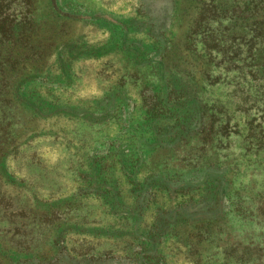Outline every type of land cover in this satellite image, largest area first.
<instances>
[{"label":"rangeland","instance_id":"obj_1","mask_svg":"<svg viewBox=\"0 0 264 264\" xmlns=\"http://www.w3.org/2000/svg\"><path fill=\"white\" fill-rule=\"evenodd\" d=\"M257 5L0 0L1 259L264 264Z\"/></svg>","mask_w":264,"mask_h":264},{"label":"trees","instance_id":"obj_2","mask_svg":"<svg viewBox=\"0 0 264 264\" xmlns=\"http://www.w3.org/2000/svg\"><path fill=\"white\" fill-rule=\"evenodd\" d=\"M254 9L264 10V5H257V6L254 7ZM262 13H264V11ZM196 33H197V29L194 28V26H193V28L189 31V36L191 38H193ZM163 44H165V42H163ZM151 92H152L151 88H144L143 91H142L141 95H143V97H144V99L146 100L147 103H148V94H150ZM66 110H68V109H66ZM221 180H222L221 184L223 186L224 178H222ZM167 184L170 186L169 182H167ZM182 185L183 186H185V185L197 186V183H194V182L193 183H182ZM182 212H183V210L181 209V213H178V214H183ZM191 212L195 213V212H198V210L196 211L195 209H192ZM199 214H202V215H199ZM208 214H210V213H208ZM198 216H203V213H198ZM0 264H13V259H9V261H3L1 259V257H0Z\"/></svg>","mask_w":264,"mask_h":264},{"label":"crops","instance_id":"obj_3","mask_svg":"<svg viewBox=\"0 0 264 264\" xmlns=\"http://www.w3.org/2000/svg\"><path fill=\"white\" fill-rule=\"evenodd\" d=\"M144 25H146L147 26V23H145ZM163 39L164 38H160V39H158L162 44H163ZM150 60V59H149ZM127 100H129V99H127ZM111 104H113L114 105V102L113 103H111ZM67 109L69 108V109H78L79 107H72V106H70V107H66ZM115 108H117V106L115 105ZM89 114V113H88ZM102 116V114H98V113H96L95 111L93 112V111H91V113H90V117H91V122H94V123H105V122H112V120L109 118V119H107V121L104 119H100V118H102L101 117Z\"/></svg>","mask_w":264,"mask_h":264}]
</instances>
